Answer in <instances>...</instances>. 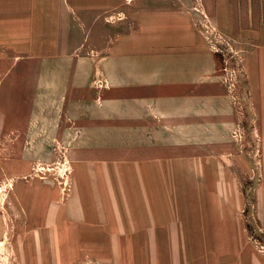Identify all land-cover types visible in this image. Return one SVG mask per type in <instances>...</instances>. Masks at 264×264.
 <instances>
[{"label": "crops", "instance_id": "1", "mask_svg": "<svg viewBox=\"0 0 264 264\" xmlns=\"http://www.w3.org/2000/svg\"><path fill=\"white\" fill-rule=\"evenodd\" d=\"M146 6L145 0H0V151H52L55 139L67 151L124 144L142 154L73 165L67 205L73 213L61 214L60 246L76 250L64 264H77L95 248L103 250L92 255L113 264L130 257L117 249L153 248L158 264L169 259L166 249H207L214 231L240 232L244 197L228 175L229 163L243 162L237 149L229 150L236 127L229 92L214 78L212 56L196 44L190 17L136 10ZM172 38L183 47L160 42ZM64 40L80 42L67 47ZM247 62L264 129V49ZM6 137H14L11 147ZM218 137L219 154L207 153L201 141ZM23 164L31 163L12 165ZM262 191L264 216V182ZM18 192L20 185L13 191L20 200Z\"/></svg>", "mask_w": 264, "mask_h": 264}, {"label": "rangeland", "instance_id": "2", "mask_svg": "<svg viewBox=\"0 0 264 264\" xmlns=\"http://www.w3.org/2000/svg\"><path fill=\"white\" fill-rule=\"evenodd\" d=\"M145 2L148 6L136 10H162L190 17L199 37L196 44L207 49L212 56V62L216 65L214 78L219 79L229 92L236 124L229 139V150L231 153L237 149L243 162L229 163L227 174L230 183L233 181L238 187L236 190H241L244 197V206L237 216L240 232H228L225 237V233L214 231L213 246L207 249H166L169 259H160L158 264H264V216L263 206H260L264 182V135L261 131L264 129L263 121L254 113L255 95L247 70L248 55L264 49V0H228L227 9L222 7V0ZM156 2L159 7L155 8ZM120 19L118 15L117 20ZM222 19L226 23L224 28ZM68 42L77 45L80 41L64 40L67 47ZM160 42L175 48L183 47L184 43L175 38ZM104 43L107 44V41H96V46L102 47ZM188 43L194 45L195 41ZM13 138L4 139L6 147H11L9 143ZM17 139L18 143L23 141V137ZM223 141V137H218L213 141L202 140L201 144L204 143L207 153L219 154ZM53 143L52 151H0V264H64L66 260L63 258L76 250L60 246L61 214L73 213L67 209L73 195V165L81 160L123 159L142 155L141 151L124 144H117L113 149L102 146L98 151H67L55 139ZM13 163L31 164H23L15 169ZM210 178L219 182L216 174H210ZM17 185H20V200L13 196ZM51 218L50 224L48 220ZM215 219L221 220V217ZM91 250L86 251L77 264H113L90 253L98 254L103 249ZM120 250L123 258L130 255L126 261L128 264H140L141 257L145 258L144 264H148V258L149 264H153V255H157L153 248L117 249L118 252Z\"/></svg>", "mask_w": 264, "mask_h": 264}]
</instances>
